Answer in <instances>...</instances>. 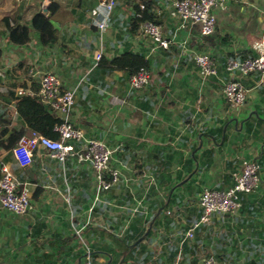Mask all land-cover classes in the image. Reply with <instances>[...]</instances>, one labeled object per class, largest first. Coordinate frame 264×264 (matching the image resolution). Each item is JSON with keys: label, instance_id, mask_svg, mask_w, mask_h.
<instances>
[{"label": "crops", "instance_id": "1", "mask_svg": "<svg viewBox=\"0 0 264 264\" xmlns=\"http://www.w3.org/2000/svg\"><path fill=\"white\" fill-rule=\"evenodd\" d=\"M100 1L10 0L3 11L0 4V102L8 106L0 141L12 127L26 128L9 90L39 84L30 68L52 72L62 88H76L72 125L105 141L112 149L109 165L119 172L110 189H100L79 142L71 141L74 153L64 161L39 147L24 167L0 147V172L11 170L30 195L24 214L0 205V264H82L87 257L91 264H201L210 254L220 264H264V81L259 72L235 74L246 89L237 107L222 90L231 78L226 60L252 56L253 44L264 41V0L216 7L211 35L174 16V0H151L166 48L140 26L133 29V4L140 0H116L100 33L92 12ZM36 11L50 18L56 39L42 44L31 27L29 41L11 43L6 22L29 23ZM95 51L109 59L125 51L143 54L148 83L135 89L121 71L102 76ZM197 53L213 58L217 75L201 76ZM248 161L258 164L259 182L239 195V209L212 214L193 228L202 190L227 189Z\"/></svg>", "mask_w": 264, "mask_h": 264}, {"label": "built area", "instance_id": "2", "mask_svg": "<svg viewBox=\"0 0 264 264\" xmlns=\"http://www.w3.org/2000/svg\"><path fill=\"white\" fill-rule=\"evenodd\" d=\"M227 0H174L172 11L174 16L182 21L199 25L202 35H211L216 28L214 9L222 6ZM116 0H101L93 9L94 24L100 33L109 26L111 13ZM35 31L34 28H32ZM140 31L158 46L167 47L169 40L162 34L161 27L149 20L140 25ZM255 54L243 59L229 58L225 63V72L231 78L223 86V94L231 107L242 105L246 99V89L242 82L234 78L248 75L251 72H259L264 81V41H256L253 46ZM95 60L101 57V51L93 54ZM194 61L199 68L202 77L217 75L216 62L207 53H197ZM28 75H38L39 93L64 117L63 121L55 125L59 133L58 139L48 138L38 132L24 133L16 145L12 148V155L20 166H27L32 162L34 154L39 147L46 150L54 159L64 161L67 155L73 154V142L84 145L82 158L91 162L96 173L98 187L108 190L118 180V169L110 167L112 149L103 140L86 137L81 129L75 128L69 120L75 105L76 88H62L58 76L52 72H38L33 68L28 70ZM150 74L147 69L141 67L136 73L129 76L130 88H141L149 81ZM18 94H30L29 89L18 88ZM259 182V166L255 161L245 162L241 171L234 177L233 184L225 190L205 188L202 190L199 203L202 213L193 228L202 222H208L212 214H226L237 211L240 207L239 195L250 193ZM0 205L11 213L24 214L30 205V195L26 187H18L16 178L11 170L1 167L0 176ZM192 228V229H193ZM192 229L186 234L192 235ZM82 264H91L89 257ZM201 264H220L213 254L207 256Z\"/></svg>", "mask_w": 264, "mask_h": 264}, {"label": "trees", "instance_id": "3", "mask_svg": "<svg viewBox=\"0 0 264 264\" xmlns=\"http://www.w3.org/2000/svg\"><path fill=\"white\" fill-rule=\"evenodd\" d=\"M133 9L134 16L131 18L133 21L131 22L133 29L137 30L141 23L145 20H150L156 23L158 22L154 18V13L151 11V0H140L133 4ZM18 17H20V15H18ZM7 20L9 21V19ZM6 25V34L8 40L11 43L17 45L24 44L30 40L31 27L34 28L36 32H38L39 41L42 44H50L56 39L55 27L45 12L36 11L32 15L31 21L29 23L17 22L13 25H10L9 22H6ZM141 67L147 69L148 72H150L148 60L145 58V56L141 53L125 51L120 55L111 57L110 59L101 55L100 59L97 60L96 68L100 69L102 76L113 71H121L123 72V77L128 81L129 76L136 73ZM22 85L24 87H29L33 94H15L13 90H9L8 92L9 96L15 100L14 105L16 111L23 119L26 128L12 127L7 132L6 137L0 141V147L7 150L8 152L7 159H10L12 148L16 145L17 141L24 133L35 131L48 138L58 139L59 133L55 130V125L59 124L64 119L63 115L56 109L52 108L51 104L47 102L39 93V84H37L34 80H31L29 82L23 83ZM10 97L6 98V100L10 99ZM4 103L0 102L1 122H3L6 118L4 116H6V111L8 108V106ZM26 129L27 132L25 131ZM17 165L18 164H16V167ZM216 260L220 263L217 258Z\"/></svg>", "mask_w": 264, "mask_h": 264}, {"label": "rangeland", "instance_id": "4", "mask_svg": "<svg viewBox=\"0 0 264 264\" xmlns=\"http://www.w3.org/2000/svg\"><path fill=\"white\" fill-rule=\"evenodd\" d=\"M0 4H2V11L5 9H9L12 4L10 3V0H0ZM9 13V10H8Z\"/></svg>", "mask_w": 264, "mask_h": 264}, {"label": "water", "instance_id": "5", "mask_svg": "<svg viewBox=\"0 0 264 264\" xmlns=\"http://www.w3.org/2000/svg\"><path fill=\"white\" fill-rule=\"evenodd\" d=\"M43 9H44V6H43Z\"/></svg>", "mask_w": 264, "mask_h": 264}]
</instances>
